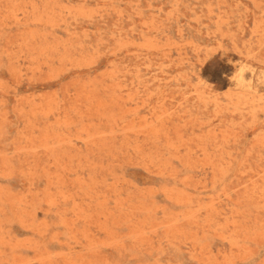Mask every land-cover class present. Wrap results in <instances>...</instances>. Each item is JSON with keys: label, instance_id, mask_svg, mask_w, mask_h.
Returning <instances> with one entry per match:
<instances>
[{"label": "rangeland", "instance_id": "374dc122", "mask_svg": "<svg viewBox=\"0 0 264 264\" xmlns=\"http://www.w3.org/2000/svg\"><path fill=\"white\" fill-rule=\"evenodd\" d=\"M0 264H264V0H0Z\"/></svg>", "mask_w": 264, "mask_h": 264}]
</instances>
